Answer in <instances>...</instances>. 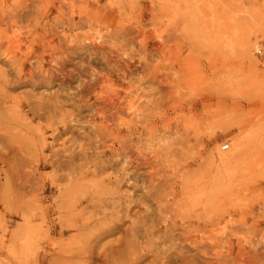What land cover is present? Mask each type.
I'll list each match as a JSON object with an SVG mask.
<instances>
[{"label":"rangeland","instance_id":"374dc122","mask_svg":"<svg viewBox=\"0 0 264 264\" xmlns=\"http://www.w3.org/2000/svg\"><path fill=\"white\" fill-rule=\"evenodd\" d=\"M2 101L0 264H264V0H0Z\"/></svg>","mask_w":264,"mask_h":264},{"label":"bare ground","instance_id":"6f19581e","mask_svg":"<svg viewBox=\"0 0 264 264\" xmlns=\"http://www.w3.org/2000/svg\"><path fill=\"white\" fill-rule=\"evenodd\" d=\"M248 51L250 52L249 49L247 50V52ZM101 96H102V94L100 93L99 97L101 98V104L97 106V108H96L97 111H101L100 107H104L103 108L104 112H106L105 111L106 108L108 109L109 112L110 111H113L114 109L116 110V108H114V105L111 102V98L110 97L104 98V97H101ZM7 99H9V98H5V100H7ZM5 104H6L5 101L0 102V105H5ZM18 104L19 103H17L15 106H12V107H14V108L17 109L19 107ZM6 108L9 110L11 107H6ZM116 114H117V112H116ZM99 115H101V113ZM110 116L113 117L115 115L113 113H111ZM102 118L103 117L101 115L99 117V120H102ZM99 129H101L103 131H106L107 127L106 126L105 127L104 126H101V127H99ZM27 130L30 131V133H31V137L29 138L31 147H35L37 145V140H39V139L41 140L42 139V133H41L42 131L41 130H38L37 131L36 129H30V128H27ZM107 134L110 135V133H106V135ZM0 143H2V141H0ZM223 146L224 145H221L220 150H223V149H225L227 147V146L226 147L225 146L223 147ZM217 155H218V160H219L220 165H222V166L231 165L235 161H238L241 158V155H242V144L240 142H236L235 141V143L232 144V148H231V150L228 153H224V152H220L219 151V152H217ZM80 160H81V158H80ZM149 162H151V161H149V159H145V161H143L141 164L148 163V165H149ZM177 164H182V163L178 162ZM209 165L211 166V160L210 159H209ZM121 169L126 170V164L125 163H122ZM129 173H131V172H129ZM128 174H126L123 177L121 176L119 179H114V181H112V183L118 184V186H119V185L122 184L123 181H126V179L128 177L135 175V174H129L130 175L129 176ZM187 174L188 173H186V175ZM206 179H207V188L204 189V190H208L207 193H206V195H207V201L206 200L203 201L200 208L203 211L205 210L206 216H208L207 215V210H212L211 204H213L212 202H213V196H214V185H213V176L211 177V176L208 175L206 177ZM127 180H129V179H127ZM182 183H183V187H184V189L186 190L187 193H188V191H190V193H191V191H193V189H194L195 186H189V183H188L187 179H183ZM183 194L185 195L186 193L183 192ZM228 195L229 196H233V197H236V196L239 197L240 190L230 191ZM187 197H188V195H187ZM187 197H186V199H187ZM186 199H185V201H187ZM188 202L190 203L191 202V199H189ZM208 205H209V207H208ZM250 212L252 213V211H250ZM133 226H134V222L131 223V227H133ZM117 227L118 226L113 223V228L116 229ZM131 231H133V229ZM187 239L190 240V243H191V245H193V248H197V247H194L195 244H196V242H195L196 239L194 238V236L189 237ZM214 241H215V238H210L209 239V242H211V243H213ZM110 249H111L109 251V254L110 255H109L108 258L112 257V255H113V249L112 248H110ZM142 252H144V248H141L140 251H138L137 253H135V252L133 253V251H128V249L123 250L122 253L124 255H126V258H128L127 263L125 262L124 264H138L137 262H139V259L141 257H144L146 255V253H142ZM123 254H121V255H123ZM106 256L107 255L105 254L104 257H106ZM91 260L92 261H94V260H103V251H101L96 256L92 257ZM121 264H123V262H121Z\"/></svg>","mask_w":264,"mask_h":264}]
</instances>
